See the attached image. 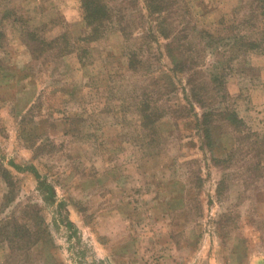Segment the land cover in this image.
I'll return each mask as SVG.
<instances>
[{
	"label": "rangeland",
	"instance_id": "1",
	"mask_svg": "<svg viewBox=\"0 0 264 264\" xmlns=\"http://www.w3.org/2000/svg\"><path fill=\"white\" fill-rule=\"evenodd\" d=\"M100 2L0 0V264H264V0Z\"/></svg>",
	"mask_w": 264,
	"mask_h": 264
},
{
	"label": "trees",
	"instance_id": "2",
	"mask_svg": "<svg viewBox=\"0 0 264 264\" xmlns=\"http://www.w3.org/2000/svg\"><path fill=\"white\" fill-rule=\"evenodd\" d=\"M81 1H82L81 6H82V10H83L84 21L87 24V26H89V28L92 29V31L94 33V31H96L95 26L99 22H100L99 26L102 25L110 17L109 5H108V3H104V4L101 3L100 2L101 0H81ZM143 1H144L146 10H148L149 12L158 13L157 16H161L162 21L165 18V14H166L165 12L170 11L172 8L171 6L168 5V4H171V3H168V0H143ZM259 2H260V0H259ZM160 32H161V35L165 39H169L170 41L171 40L174 41V38L177 36L176 33H175L174 37L171 36L173 31L171 32V31H165V30L161 29ZM89 38H90V40H93V38L90 35H89ZM251 46H254V45L251 44ZM171 47L172 48H168V52H169L168 54H169V57H171V62H172L171 65H172L173 71L176 68L181 67L186 72L187 81L191 84L190 79L192 77V72L194 70L189 69V67L187 65L188 63L186 62V60H183V59L178 60L175 57L178 54L177 48H180V46H171ZM133 58H134V55L131 54V56H130L131 65H132V59ZM178 71L181 72L179 69H178ZM145 109H147V108H145ZM142 112H143L145 118L149 119V116L146 115L145 110H143ZM143 126L148 127L149 124L146 123Z\"/></svg>",
	"mask_w": 264,
	"mask_h": 264
},
{
	"label": "crops",
	"instance_id": "3",
	"mask_svg": "<svg viewBox=\"0 0 264 264\" xmlns=\"http://www.w3.org/2000/svg\"><path fill=\"white\" fill-rule=\"evenodd\" d=\"M263 74H264V72H263Z\"/></svg>",
	"mask_w": 264,
	"mask_h": 264
}]
</instances>
